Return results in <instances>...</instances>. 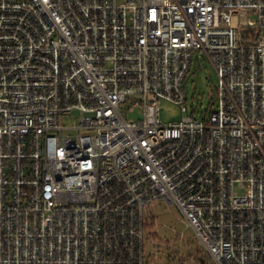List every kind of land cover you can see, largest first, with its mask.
I'll return each mask as SVG.
<instances>
[{"label":"built area","instance_id":"2783aa9c","mask_svg":"<svg viewBox=\"0 0 264 264\" xmlns=\"http://www.w3.org/2000/svg\"><path fill=\"white\" fill-rule=\"evenodd\" d=\"M0 264H264V0H0Z\"/></svg>","mask_w":264,"mask_h":264},{"label":"rangeland","instance_id":"374dc122","mask_svg":"<svg viewBox=\"0 0 264 264\" xmlns=\"http://www.w3.org/2000/svg\"><path fill=\"white\" fill-rule=\"evenodd\" d=\"M218 78L212 65L202 56L199 55L198 61H194V65L188 75L186 81V92L188 96L187 106L190 113L194 111L196 116L214 109L216 103V86ZM161 108V120L165 125H169L173 122H179L183 119L184 114L180 107L162 101ZM188 116V114H185ZM136 117V115H132ZM79 118V113L74 112L71 116L64 117L62 119V125L74 126ZM161 214H165L160 218L162 224L161 230L166 232L168 228L174 227L177 231H184L187 239L193 237L192 232L186 229L185 224L180 218L179 213L174 207L167 208L166 211L160 210ZM164 226V227H163ZM168 232V231H167ZM192 241V239H191ZM193 247L195 243L192 241Z\"/></svg>","mask_w":264,"mask_h":264}]
</instances>
